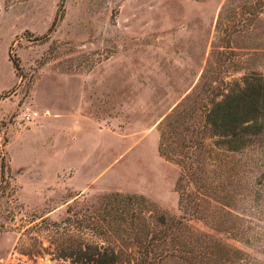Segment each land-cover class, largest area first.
Returning a JSON list of instances; mask_svg holds the SVG:
<instances>
[{"label": "rangeland", "instance_id": "374dc122", "mask_svg": "<svg viewBox=\"0 0 264 264\" xmlns=\"http://www.w3.org/2000/svg\"><path fill=\"white\" fill-rule=\"evenodd\" d=\"M249 73L264 75V0H0V264H84L79 243L128 249L130 217L118 203L104 214L103 194L142 195L145 217L182 214L179 144ZM199 136L191 154L228 196L201 201L244 231L187 214L188 246L209 236L224 264H264V139L229 151Z\"/></svg>", "mask_w": 264, "mask_h": 264}, {"label": "trees", "instance_id": "16d2710c", "mask_svg": "<svg viewBox=\"0 0 264 264\" xmlns=\"http://www.w3.org/2000/svg\"><path fill=\"white\" fill-rule=\"evenodd\" d=\"M241 81V84H234L226 92H218L217 96L221 95L220 98L217 96L210 98V106L206 107L203 112L200 126L198 128L191 126L189 134L183 137L184 139L179 144L183 152L180 162L183 171L178 176L175 186L179 191V205L182 214L170 216L164 211H158L145 217L141 214V208L146 202L142 195H124L117 191L103 194L99 206L103 204V210L107 209L104 214H108L110 209H112L110 213L118 210V206L114 208V203L123 205L119 209L120 218L126 222L130 217V224L128 226L125 224L127 236L123 244L128 249L132 246L136 250H128L121 246L118 250H109L108 247L100 249L101 246L98 247L97 244H88L82 248L79 243L73 251L76 253L75 256L77 255L75 260L84 264H159L173 255L183 257L188 261H194L196 257L207 258L208 256L213 264H224L226 259L231 257V253L229 256L225 255L229 249L224 248V244L219 248L221 246L219 241H212L207 235V240L210 239L208 243L203 241L199 243V246H188V238L197 231L187 223L186 216L187 214L195 217L208 215L217 226L224 224L229 228L232 227L235 234L237 231H244L243 228L239 230L238 224H227V221L230 222L227 215L238 217L231 210L220 208V214H216L213 209L206 210V205L201 200L207 196L228 197L227 194L221 192L225 188L223 185L225 178L212 179L214 182L209 180V175L204 173L198 158L191 154L192 149L204 145L199 136L201 131L204 134L209 133L216 136L215 146L222 148L220 145L223 144L229 151L239 150L264 139V75L249 73ZM163 135L164 133L161 136ZM133 203L136 205L134 206ZM144 210L148 209L144 207ZM225 214L226 217H223ZM133 217L138 219L135 225ZM234 251L240 250L234 248ZM63 255L70 254L63 253Z\"/></svg>", "mask_w": 264, "mask_h": 264}, {"label": "built area", "instance_id": "2783aa9c", "mask_svg": "<svg viewBox=\"0 0 264 264\" xmlns=\"http://www.w3.org/2000/svg\"><path fill=\"white\" fill-rule=\"evenodd\" d=\"M39 115L40 113L38 109L28 107L22 111L21 118L22 120L29 122L36 119Z\"/></svg>", "mask_w": 264, "mask_h": 264}]
</instances>
